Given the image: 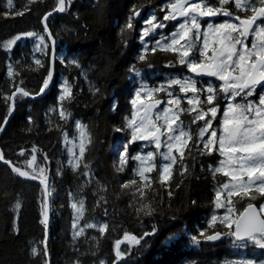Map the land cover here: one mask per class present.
<instances>
[{
	"label": "trees",
	"instance_id": "obj_1",
	"mask_svg": "<svg viewBox=\"0 0 264 264\" xmlns=\"http://www.w3.org/2000/svg\"><path fill=\"white\" fill-rule=\"evenodd\" d=\"M167 1L171 0H66V10L46 20L56 42L55 54L60 56L54 61L53 84L36 100L17 94L14 111L0 135L4 156L0 160V264H223L240 256L228 229L210 221L215 188L224 180L212 169L213 155L193 146L198 144L195 140L190 141L183 161L188 170L181 174L177 162L163 182L158 168L147 172L148 180L141 181L131 159L138 144L130 142L127 126L131 119L130 69L160 68L168 59L164 52L153 54L151 50L140 59L138 27L147 11L161 15ZM56 7L57 0H12L11 5L9 0H0V127L10 115L7 97L17 86L32 96L39 93L50 67L48 43L40 53L27 36L9 49L3 45L24 33L44 34L43 18ZM226 8L232 10L231 5ZM139 10L141 18L135 22L133 16ZM20 11L24 14L17 15ZM129 17L130 29L126 27ZM60 79L66 80L72 91L71 98L63 101ZM61 105L66 118L59 115ZM182 117L185 122L190 118ZM77 121L87 125L91 138L78 168L69 165L63 146L64 134L74 135ZM121 154L126 156L123 164ZM32 155L37 159L28 167ZM5 161L34 175H39V168L46 170L50 214L47 245L41 222L45 214L43 188L30 179H20L3 164ZM132 180L137 184L122 188ZM141 184L146 192L142 202L155 208L150 216L136 211L141 203L136 189ZM263 198L259 193L255 199L240 197L239 211ZM71 199L84 204L81 235L72 229ZM87 224H107L108 228L101 234L98 227ZM154 226L156 233L144 237L139 245L125 240V233L140 237L152 232ZM216 232L222 234L221 239L207 241L206 237ZM117 241H123L120 251L125 253L118 261ZM33 247L39 255L32 254ZM250 249L245 251L248 258L264 257Z\"/></svg>",
	"mask_w": 264,
	"mask_h": 264
},
{
	"label": "snow or ice",
	"instance_id": "obj_2",
	"mask_svg": "<svg viewBox=\"0 0 264 264\" xmlns=\"http://www.w3.org/2000/svg\"><path fill=\"white\" fill-rule=\"evenodd\" d=\"M12 0H9V5H11ZM34 3L36 0H30ZM71 0H67L70 3ZM219 6H213L207 2V0H175V3L169 5V8L173 12L164 17L165 20L176 19L177 15L180 17H185V22L179 25V31L174 33L170 42L162 45L163 51H177L176 46L180 45V63L186 64L191 72L197 74H206L212 77H216L223 81V85L220 91L228 93L232 96H239L241 93L244 96H252L253 91L257 85L264 86V0H259V6H256L252 0H218ZM234 3L235 9L244 11L246 13H251L245 17L239 15H233V12L225 8V5ZM28 10V9H25ZM55 11L64 12L66 10V0H57V7ZM17 15H23L24 11L16 13ZM138 14V13H134ZM47 15H51L48 13ZM45 16V20L47 19ZM216 15H224L227 17H233L235 21L239 23H234L230 21H225L219 25H208V31L201 34V25L198 21L199 17H214ZM152 20L147 21L154 28L162 25L153 24ZM259 22V23H258ZM190 25V26H189ZM127 28H132L131 17H129ZM45 31H47V26L45 25ZM147 30H145V34ZM235 33L236 35H233ZM36 35L35 33L29 32L16 36L14 39L9 40L4 43L3 47L9 49L17 40L21 39L22 36L32 37ZM253 36L252 42L249 45L246 40L249 36ZM203 36L202 47H197L195 41L201 40ZM213 36L214 45L218 47H213L211 49V55H209L210 45L208 37ZM51 37V33H49ZM41 43H43L44 37H39ZM183 41V44L181 43ZM159 44V41L157 42ZM239 46V47H238ZM156 49L153 48L154 52ZM198 52L201 57L200 60H195L192 57ZM141 60H144L143 55L140 56ZM40 64V61H36ZM71 63L76 64L77 61L72 60ZM11 71L9 75H11ZM52 79V73L49 72L48 77L44 80L43 86L39 93L35 95L42 94L45 89L49 87V83ZM174 84L181 85L182 92H192L195 98H189L188 104L193 105V107L185 109L179 107L180 98L170 99L167 103L169 105H177L178 112H196L192 123L203 120L204 127L200 128L197 139L202 143L201 151L207 150L211 152L216 148L218 143V150L221 155L227 157V160H222L220 162L221 167L215 169V172L223 171L224 167L227 165L230 170L224 171L225 176H230L232 181L235 183H225L223 188L227 190L228 204H232L231 197H250L255 199V193H259L260 196L264 197V94L260 95L258 103L248 102L245 104H229L227 110L224 112V119L222 121L221 134L218 136L216 130L209 132L211 128V120L217 115V106L213 104L215 99L214 93L216 89L209 86L206 89V98L201 100L199 98V92L201 91L196 87L194 81H172ZM156 90L149 91L147 93L148 97L152 96V92ZM24 97L33 95L28 91L24 90L22 87L17 86L15 91L11 96L7 97L8 100L14 101L17 94ZM72 91L71 88L65 82L63 94L60 100L71 98ZM140 99V93H137L136 99L132 101L133 105L137 103ZM160 101L157 100L156 104ZM197 105H199V110L197 111ZM204 105H211V107L205 108ZM154 107V106H153ZM147 113V110H145ZM165 119L164 125L161 126L155 121L148 118L147 114L140 118V122L137 124L136 116L128 121V127L133 129L132 140H151L155 143V147L159 150L162 145L168 148L167 153H161L164 161H168L162 165L159 176L160 180L163 182L167 180L171 174L173 165L177 162L181 164V174L186 172L188 169L183 164L185 158V152L180 150V148L188 149L190 151L189 142L193 141V134L191 130H186L183 127V122L180 120V116L177 112H173L171 116L168 115L169 110L165 109ZM11 113V109H10ZM210 118L206 119V117ZM59 115L61 118H66L65 110L61 105L59 109ZM160 117L157 115L156 120ZM76 128L80 131V143H79V155L77 157L74 167H80L81 159L84 157L86 151V145L91 143L90 134L87 132V125L81 124L79 121L76 122ZM2 130V127H0ZM120 129H117L119 131ZM208 134V139L205 141V134ZM162 137H166V140H162ZM177 145L180 148H177ZM193 146L200 147L199 144H194ZM211 146V147H210ZM174 149L178 151L179 155L174 154ZM36 149L33 148V153ZM24 152H21L23 155ZM75 155V154H74ZM155 154L149 152L146 156H137L133 159L140 161V167L136 172L141 178V181L148 180L146 172H151L153 168L156 167L154 163ZM36 156L32 155L31 160L27 162L28 167H32L36 162ZM45 159L47 157L45 156ZM0 160H4L3 153L0 152ZM125 162V157L121 156V164ZM11 165L10 161H5ZM71 163V161H70ZM12 171L21 177H26L30 179H40L41 184L45 185L47 189V177L44 175L45 169L39 168V175H34L28 171L21 170L19 167L11 165ZM86 168L87 165H84ZM33 173L37 172V168H32ZM85 175L88 173L85 172ZM247 176V180L244 177ZM137 184L136 180L129 181L128 183L122 185V188H127L129 185ZM145 188L144 184H141L137 189L140 206L136 208L138 213L142 212L146 216H150L155 212V208L151 206L150 203H143L142 201L146 197V192L143 190ZM254 189V192L252 191ZM135 194V193H134ZM171 194V193H170ZM103 199V198H102ZM221 192L216 193L217 207H224V204L220 202ZM19 202H17L16 207L19 208ZM72 207L77 212V219L83 215L84 204L80 200L72 204ZM233 209L230 207L228 212L231 213ZM264 204L260 205L259 211L256 210L252 203H248L247 207L244 208L242 212L239 213L236 219H232L230 216L226 215L224 221L228 228L235 226L234 235L238 238L247 236L249 239L253 240L260 248L264 249ZM47 217L42 220V223L46 224ZM213 222H215L216 217L213 216ZM75 227V225H74ZM86 227L93 228L98 227V230L103 234L107 228V224L95 225L87 224ZM84 228L81 227L76 235L83 234ZM157 229L155 226L152 232H145L143 236L136 237L125 233V240L130 243L139 245L144 237L154 235ZM203 235V233H201ZM220 233L214 235H209L206 237L208 240H215L219 238ZM196 238L193 237V240ZM123 241H117L115 245V257L116 260H120L125 253L120 251V244ZM32 254L39 255L38 250L33 247ZM44 255H47V249H44ZM47 264V262H46ZM248 264H254V262L249 261ZM264 264V261L261 262Z\"/></svg>",
	"mask_w": 264,
	"mask_h": 264
},
{
	"label": "rangeland",
	"instance_id": "obj_3",
	"mask_svg": "<svg viewBox=\"0 0 264 264\" xmlns=\"http://www.w3.org/2000/svg\"><path fill=\"white\" fill-rule=\"evenodd\" d=\"M216 1V4H214V2ZM207 2L213 6H219V3H218V0H207ZM252 2L254 4H256V6H259V0H252ZM172 3H175L173 2V0L171 1H167L165 2L162 7H161V15H157L155 13V11H147L146 15H145V18L143 20L140 21V25L138 27V32H139V36L138 38L141 40V43H142V46H141V50H140V53L141 55H143L144 53H146L147 51H150L151 48L153 47H159V48H162V45L166 44V43H169L173 34L174 33H177L179 31V25L181 23H184L185 22V19H182L180 16H177V17H180L181 20L180 22H176L175 20L176 19H171L169 18L168 20H165L164 17L166 15H169L171 13H168L166 14V12H169V5L172 4ZM229 6L231 5L232 7V11L233 12V15H238L235 11L237 9H235V5L234 3H230L228 4ZM228 5H225L224 7L226 8V6ZM241 11V10H239ZM241 12H244V11H241ZM251 13H246L245 12V15L241 16V17H245L246 15H250ZM220 17V19L217 21V22H213V23H205V24H201V21H200V17H198V21L201 25V29H200V32L201 34H203L204 32H207L208 31V25L209 24H212V25H219L221 23H224L225 21H230V22H234V23H239L238 21H235L233 19V17H227V16H224V15H218ZM155 17V20L153 21V24H156V25H162V26H158V27H153L151 24H148L147 21L149 20H152V18ZM173 20V22L175 23H172L171 25V30H170V33L165 35L164 33H161L162 30L164 29V25L163 23L165 22L166 25H169L171 24L170 22ZM259 23V22H258ZM190 26V25H189ZM145 30H147V33L145 34ZM233 35H236L235 33H233ZM44 37V40H43V43H41L39 37ZM26 38V36H22L21 39L19 40H24ZM34 45V48H36V51L38 53L42 52V50L44 48L47 47V42L45 40V36L44 34H37L32 36V37H29ZM215 39V37L213 36H209L208 37V40H209V45H210V50L213 48V47H218V45H214L213 44V40ZM252 39H253V36H249L246 40V43H248L249 45L251 44L252 42ZM159 41V44L157 43ZM183 44V41L181 42ZM195 44L197 47H202V44H203V36L201 38V40L199 41H195ZM239 47V46H238ZM177 48V51H175V53L179 56V60L181 59V56H180V45H177L176 46ZM60 56H56L55 54V58H58L59 59ZM193 59L195 60H200L201 57L199 56L198 52L192 57ZM136 69H139V68H136V67H133L132 69H130V72H129V79H128V82H129V85H128V82H127V86H128V90H129V93H131V119L133 118V115L135 114V116H137V114H139L140 112V109L137 108V104L139 102H145V103H153L154 105L156 104V101L159 100L160 103L159 104H156V107L154 109V111L150 114H147L148 118H150L151 120L155 121L156 123H158L159 125L163 126L164 125V119H165V112L164 110L165 109H168L169 112H168V115L171 116L173 112H177V114L180 116V120L183 122V127L186 129V130H191L192 134H193V140H195L196 143L200 144V146L202 147V143L201 141H199L197 139L198 137V134H199V130L200 128L204 127V121L203 120H200V121H197L196 123H192L194 117L196 116V112H178L177 110V105L173 104V105H169L167 102L170 100V99H173V98H180V105L179 107L181 108H184V106L186 107V109L188 108H191L193 107V105H189L188 104V99L189 98H195V95L194 93L192 92H182L181 91V85L180 84H174L172 83V81L174 80H179V81H187V80H191L189 77H184L183 79H172L170 76H166L164 77L163 81L162 82H159L160 80H157L154 78V76L156 74H153L152 73V70H153V67H147L145 70H136ZM188 70H190L188 68ZM192 81V80H191ZM65 82H67L66 80L64 79H60V83H59V89H60V97L61 95L63 94V89H64V85H65ZM223 81L219 80L218 78L215 77V81H212L210 84H208L206 87H199L198 85H196V87L198 89H200L201 91L199 92V98H200V93H203L205 92V94L207 95L206 93V89L209 87V86H212L214 89H216V91L218 92V94H220L221 96L219 97L220 98V101H222V109L220 110V106H217V115L215 118H212L211 120V128L209 129V132L212 131V130H216L217 131V134L218 136L221 134V128H222V121L224 119V112L227 110L228 108V105L229 104H235V103H239V104H245V103H248V102H252V103H258L259 101V97L260 95L264 94V87L260 88L261 90L259 92H254L253 91V95L252 96H244L243 93H241L239 96H232L228 93H224L222 91H220V88L221 86L223 85ZM68 85V83H67ZM69 86V85H68ZM175 86H177V88H175ZM70 87V86H69ZM71 88V87H70ZM152 90H156V91H153L152 92V96L151 97H148L147 93L149 91H152ZM178 91V94H176L175 92ZM140 93V99L137 100V103L135 105H133L132 101L134 99H136V96H137V93ZM216 94V92L214 93V95ZM206 95H202L206 98ZM201 99V98H200ZM201 100H204V99H201ZM197 107V111L199 110V105L196 106ZM205 108H208V107H211V105H204ZM183 114H187V115H183ZM157 115H159L160 119L159 120H156V117ZM182 116H189V120L188 121H184L183 120V117ZM142 117V116H141ZM140 117V118H141ZM140 118L138 120H136L137 124L140 122ZM210 118V114H209V117H206V119ZM130 119V120H131ZM188 119V118H187ZM191 123V124H190ZM82 124V123H81ZM130 131H131V139H130V142L131 143H137L138 144V151L135 153V155H133L131 157V159H133V157H137V156H146L149 152H152L155 154V157H154V160L151 162V163H154L156 165L155 168L153 169H156L158 168L159 170H161L162 168V165L168 161H164L162 156H161V153H167L168 152V148L164 145H162V147L157 150L156 147H155V143L153 141H149V142H145L143 143L141 139H137L135 141L132 140V134H133V129L130 128ZM208 139V134L206 133L205 134V137H204V140L206 141ZM162 140H166V137H162ZM79 143H80V131L76 128V132L74 135H69V134H64L63 136V146H64V149H65V152H66V156H67V161L69 163V165L73 166L75 165L76 163V160H77V157L79 155ZM211 147V146H210ZM177 148H180L179 145H177ZM180 150H183V148H180ZM206 151V154L207 155H213L214 157V160H215V164L214 166L212 167L213 171L215 172V169L218 168V167H221V164L220 162L222 160H227V157L224 156V155H221V153L219 152L218 150V143L216 145V148L213 149L211 152ZM125 153V150L123 151ZM75 154V155H74ZM174 154L176 155H179L178 151H176L174 149ZM121 156H124L126 157L125 155H122ZM121 159V158H120ZM71 161V163H70ZM133 161L135 162V165H136V171L139 169L140 167V161L139 160H136V159H133ZM230 168L226 165L223 169V171L219 172L223 177H224V180L223 182L218 185L216 188H215V191H214V200H215V208H214V213L212 214L211 218H210V221L211 223H217V224H220L223 228H226L228 229V233L230 234L232 232V228H228L225 224L224 221V217L226 215L230 216L232 219H236L239 215V213L241 211H239V208H238V205L241 203L239 198L240 197H237V196H233L231 197V200H232V204H228V197H227V190H225L222 186L223 184L225 183H235V181H232L231 180V177L230 176H225L224 175V171H229ZM147 173V172H146ZM218 173V172H217ZM244 180H247V176L244 177ZM221 192V200L220 202L222 204H224V207H217V201H216V193L217 192ZM254 191V189L252 190ZM80 200H75V199H71L70 201V206H71V209H72V212H73V217H72V229H73V232L76 234L79 229L81 227H83L81 225V218L82 216H80L79 219H77V212L76 210L72 207V204L73 203H76ZM261 204H264V198L259 201L257 203V207L258 209L260 208V205ZM232 208L233 211L231 213L228 212V209L229 208ZM262 215H264V213H262ZM213 216L216 217V220L215 222H213L212 218ZM75 225V227H74ZM84 228V227H83ZM234 243H236L237 245H234V247H237L239 251V254L240 256H238L237 258L235 259H232L230 261H226L224 262L223 264H248L249 261H252L254 262V264H261L262 261H264V257H251V258H248L245 251L247 250V248H251V252H254L252 254H257V255H264V249L260 248L257 244L254 243L253 240L251 239H248L246 241H242V242H235L233 241ZM255 255V256H257Z\"/></svg>",
	"mask_w": 264,
	"mask_h": 264
},
{
	"label": "flooded vegetation",
	"instance_id": "obj_4",
	"mask_svg": "<svg viewBox=\"0 0 264 264\" xmlns=\"http://www.w3.org/2000/svg\"><path fill=\"white\" fill-rule=\"evenodd\" d=\"M173 2H175V0H173ZM214 4H216V1L214 2ZM168 13H172L170 12H166V14ZM245 13V12H244ZM179 16V15H177ZM182 18V17H181ZM180 17L176 18V22H180L181 20ZM182 19H186L185 17H183ZM220 19V17L218 15L214 16V17H205V18H200L201 24H205V23H213V22H217ZM171 21V20H170ZM171 24L166 25V23L164 22V29L162 30L161 33H164L165 35L170 33V30H168V27H171L173 20L170 22ZM155 48L156 50L153 52L152 49ZM151 48V53H155V52H164L165 54H167L168 59L162 63L163 65L158 68L157 65H155V67L152 70L153 74H156L154 76L155 79L160 80L159 82H162L164 77L166 76H170L172 79H183L184 77H189L192 81L195 82L196 85H198L199 87H206L208 84H210L212 81H215V77L212 76H203L201 78H195L193 76V73L188 70V67L186 64H181L180 60H179V56L175 53V51H163L162 48L157 47H153ZM209 55H211V51H209L208 53ZM139 55L141 56V53L139 52ZM173 61V62H172ZM141 71L142 69H136ZM175 88H177V86H175ZM178 89V88H177ZM264 89V88H263ZM261 89H257L255 88L254 92H259ZM176 94H178V91L175 92ZM200 98L201 99H205L204 96L202 95H206L205 92L200 93ZM221 95L218 94V92L216 91L215 94V99L213 101V104L216 106H220V110L222 109V101H220V97ZM156 107V104H155Z\"/></svg>",
	"mask_w": 264,
	"mask_h": 264
},
{
	"label": "water",
	"instance_id": "obj_5",
	"mask_svg": "<svg viewBox=\"0 0 264 264\" xmlns=\"http://www.w3.org/2000/svg\"><path fill=\"white\" fill-rule=\"evenodd\" d=\"M57 11H54V12H52L51 13V15H47V19H48V17H50V16H52L54 13H56ZM141 12H142V10H139V11H137L136 13H138V14H134V20L137 22V21H139V19H140V16H141ZM170 12H173V10L170 8ZM45 18V17H44ZM43 18V28H44V32H45V37H46V39H47V42H48V45H49V47H50V67H49V72L51 71V73H52V79H51V81H50V83H49V87L50 86H52V84H53V80H54V72H55V67H54V61H55V45H56V42H55V40L53 39V37L51 36V37H49V33H50V31H49V29L47 28V31H45V25H46V20ZM201 18H205V17H201ZM193 73V72H192ZM48 75H49V73H48ZM193 76L194 77H196V78H201V77H203V76H208V75H206V74H197V73H193ZM257 88H261V87H264V86H262V85H257L256 86ZM19 94V93H18ZM43 94V93H42ZM42 94H40V95H34V96H28V97H26L27 99H30V100H36V99H38ZM154 105L152 104V103H148V104H145L144 102H139L138 104H137V107L139 108V109H141L140 110V112H139V114H137V116H136V120H138L141 116H144L145 114H149V113H152L153 111H154V107H153ZM10 109H11V113H10V115L8 116V118L5 120V122L3 123V125L1 126L2 127V130H0V135H1V133L3 132V130H4V128L6 127V125H7V122H8V120H9V118L11 117V115H12V113H13V111H14V104H13V101H11V105H10ZM145 110H147V113H146V111ZM162 139V138H161ZM148 141H150V140H142V142H148ZM4 165H6V166H8L9 168H11L12 169V167H11V165H9L8 163H3ZM17 176L20 178V179H27V180H29L30 178H26V177H21V176H19L18 174H17ZM30 180H32L33 182H36V183H38L40 186H42V188H43V191H44V196H45V214H44V220H45V216L47 217V220H46V224L44 223V225H45V232H46V237H45V245H47V240H48V226H49V216H50V214H49V191H48V184H47V189H45V185L44 184H41V182H40V179H30ZM254 206H255V208H256V210L257 211H259V209H258V207L255 205V204H253ZM247 206H245V208H246ZM244 210V209H243ZM242 210V211H243ZM241 211V212H242ZM234 231H235V226L233 225V228H232V233H231V236H232V238H233V240L235 241V242H242V241H246V240H248L249 238L247 237V236H243L242 238H238L236 235H234L233 233H234ZM217 233V232H216ZM216 233H214V234H216ZM219 233V232H218ZM214 234H211V235H214ZM221 237H222V234L220 233V236H219V238H217V239H215V240H208L207 239V241H209V242H211V243H216V242H218L220 239H221ZM49 264V263H48Z\"/></svg>",
	"mask_w": 264,
	"mask_h": 264
}]
</instances>
